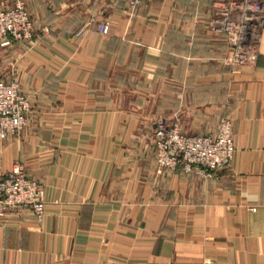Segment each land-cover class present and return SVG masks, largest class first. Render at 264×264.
<instances>
[{
	"label": "crops",
	"instance_id": "obj_1",
	"mask_svg": "<svg viewBox=\"0 0 264 264\" xmlns=\"http://www.w3.org/2000/svg\"><path fill=\"white\" fill-rule=\"evenodd\" d=\"M23 1L37 38L0 45V81L32 111L0 137V178L26 165L47 210L0 216V264H264V28L256 63L228 64L212 0ZM223 115L228 166L158 170L159 118L214 135Z\"/></svg>",
	"mask_w": 264,
	"mask_h": 264
},
{
	"label": "built area",
	"instance_id": "obj_2",
	"mask_svg": "<svg viewBox=\"0 0 264 264\" xmlns=\"http://www.w3.org/2000/svg\"><path fill=\"white\" fill-rule=\"evenodd\" d=\"M145 1L126 0L136 8ZM211 25L224 34L229 50L228 64L254 65L257 61L264 28V0H213ZM101 33L107 34L110 24L101 20ZM49 27L42 28L43 33ZM81 28L77 35H81ZM37 38L35 20L23 0L14 6L0 8V45L15 42L33 43ZM32 103L19 81H0V137L21 134L30 123ZM154 152L158 170L185 173L196 172L212 178L229 165L235 153L233 121L223 115L216 134L187 135L178 124L159 118L155 123ZM30 208L39 221H43L47 201L38 179L23 163L0 178V216L18 208Z\"/></svg>",
	"mask_w": 264,
	"mask_h": 264
},
{
	"label": "rangeland",
	"instance_id": "obj_3",
	"mask_svg": "<svg viewBox=\"0 0 264 264\" xmlns=\"http://www.w3.org/2000/svg\"><path fill=\"white\" fill-rule=\"evenodd\" d=\"M212 6H213V0H212Z\"/></svg>",
	"mask_w": 264,
	"mask_h": 264
}]
</instances>
